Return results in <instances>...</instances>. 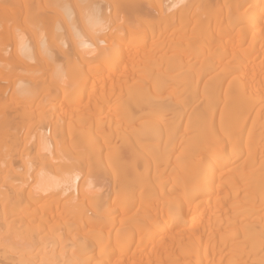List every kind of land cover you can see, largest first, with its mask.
Here are the masks:
<instances>
[{
    "label": "bare ground",
    "instance_id": "bare-ground-1",
    "mask_svg": "<svg viewBox=\"0 0 264 264\" xmlns=\"http://www.w3.org/2000/svg\"><path fill=\"white\" fill-rule=\"evenodd\" d=\"M0 264H264V0H0Z\"/></svg>",
    "mask_w": 264,
    "mask_h": 264
},
{
    "label": "snow or ice",
    "instance_id": "snow-or-ice-1",
    "mask_svg": "<svg viewBox=\"0 0 264 264\" xmlns=\"http://www.w3.org/2000/svg\"><path fill=\"white\" fill-rule=\"evenodd\" d=\"M82 9L81 21L83 28L80 27L79 23H74L70 18L69 24L70 29L73 33V37L80 46H87L86 40L88 39V34L98 35L100 30V24L96 16L94 15V5H80ZM23 48V45L21 46Z\"/></svg>",
    "mask_w": 264,
    "mask_h": 264
}]
</instances>
